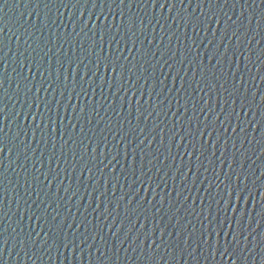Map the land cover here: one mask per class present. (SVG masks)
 <instances>
[{
  "label": "water",
  "instance_id": "1",
  "mask_svg": "<svg viewBox=\"0 0 264 264\" xmlns=\"http://www.w3.org/2000/svg\"><path fill=\"white\" fill-rule=\"evenodd\" d=\"M171 3L7 0L0 7L7 64L0 99L9 119L20 113L18 120L0 119L7 144L0 231L8 239L0 264H264V4ZM127 17L136 19V35L127 31ZM102 55L109 60L97 71ZM80 59L95 73L91 80L73 74L70 62ZM45 79L52 82L47 93ZM37 96L43 118L25 120V112L37 111ZM37 122L43 131L33 139ZM229 193L236 207L225 212ZM221 225L247 241L234 249ZM29 232L36 247H12ZM41 237L51 245L46 253ZM160 238L165 243L152 252Z\"/></svg>",
  "mask_w": 264,
  "mask_h": 264
},
{
  "label": "snow or ice",
  "instance_id": "2",
  "mask_svg": "<svg viewBox=\"0 0 264 264\" xmlns=\"http://www.w3.org/2000/svg\"><path fill=\"white\" fill-rule=\"evenodd\" d=\"M49 2H51V0H49ZM75 2L77 4H79L80 3V0H75ZM89 2L92 3L93 7L96 6V0H84V3L85 4H87ZM100 2L103 3L104 0H100ZM112 2L115 3L116 0H112ZM201 2H204V0H201ZM206 2L211 5L213 3V0H206ZM225 2H227V0H225ZM255 2H256V0H253V3H255ZM259 2L261 4H264V0H259ZM61 3H63V0H61ZM133 3L140 4L141 3V0H119V4L120 5L127 4V6L129 8H131V6H132ZM143 3H145V4L148 3V0H143ZM151 3L154 4V5L155 4H159V7H161V8H163L165 6V4H168L170 8L174 6V4L171 3V0H164L163 3H161L160 0H151ZM180 3L183 4V0H180ZM189 3H191V0H189ZM6 4H7V0H3V4H0V7H2L3 5H6ZM245 4H247V0H245ZM45 6H47V5H45ZM64 6H66V5H64ZM141 6H143V5H141ZM103 14L104 13L101 12V15H103ZM109 14H111V13H109ZM120 15L123 17V15H124L123 14V11H121ZM126 19H128V21H129L128 26H127V31L131 32L133 35H136V31H135V29H136V19H134L132 17H127ZM228 19L231 20V17H228ZM81 22L84 23V27H87L88 26L87 23H85L84 21H81ZM53 23H54V21H53ZM233 23H235V22L233 21ZM93 24H94V22H93ZM143 24H144L143 19H140V25L143 26ZM108 27L110 28L111 25H109ZM196 27L197 26L195 24H193V28L196 29ZM73 31H75V29H73ZM81 31H83V29H81ZM90 31H91V29H90ZM117 33H119V28H117ZM77 34H79V33H77ZM96 35H97L96 32H93L92 33V36L93 37H96ZM233 35L236 36V39L239 41L240 37L238 35H236L235 32L233 33ZM99 39H100L99 51L101 53H103L104 52L103 35H100ZM19 40H20V37L18 36L17 37V41H19ZM115 40H116V37L113 36L112 39L109 40V45H111L113 43V41H115ZM25 43H27V39L25 40ZM117 43H118V41H117ZM133 45H135V41H133ZM94 46H95V43H94ZM29 47H31V45H29ZM81 47L83 49V46H81ZM3 49H4V43H3V41H0V52H3ZM119 58H120L119 56H116V59L117 60H119ZM124 59H127V57H125ZM25 60L28 61V63H29V71H31L32 61L31 60H28V57H25ZM101 60H109V58H108L107 55H102V56H99L97 58V60L95 62V65H94L96 67V70L97 71H99V66H100ZM109 62L111 63V61H109ZM70 63H72V65H73V68H72L73 74L80 76L81 82L84 81L85 76L88 77V80H91L92 75H95V73H91V75L89 74L91 72V70L88 69V64L84 63V60L83 59H80V60H77V61H71ZM0 65H2V67H0V72H3L4 69L7 67L5 56H0ZM41 66L42 65H39V64L37 65V71L43 77L44 74H43L42 71H40ZM81 66L84 69H87V71H84L82 73L81 72H77L76 69L78 67H81ZM20 67H21V69H23L24 65L21 64ZM60 67L63 68V64H61ZM105 67L107 68L108 65L106 64ZM169 67H171V65H169ZM13 71H15V69H13ZM112 71L113 72H116V65H115V63H112ZM129 71H131V69H129ZM17 75L20 76L21 73H17ZM23 79L25 81H27L28 78L25 76V77H23ZM56 79L59 80L60 79V76L57 75ZM67 79H68V77L65 76L64 77V80H67ZM181 79H183V78L181 77ZM92 83H95V81H92ZM125 83H127V81H125ZM160 83H163V81H160ZM237 83H239V82L237 81ZM45 84H47V87H44ZM204 86L206 87L208 85H204ZM17 87L20 88L19 83L17 84ZM41 87H43L44 91L47 93L48 92V89L52 87V82L45 79L43 81V83L41 84ZM122 87L123 86H121V88ZM221 87H223V85H221ZM0 88H3V80H0ZM81 90L83 91V88ZM119 90L120 89L118 88L117 91H119ZM123 90L125 92L128 91V89H123ZM53 91H55L54 88H53ZM24 92H25V94H31L33 92V88L32 87H29L27 84H25L24 85ZM36 92L39 93L40 92V88H36ZM77 95H79V94H77ZM205 95H207V93H205ZM8 99H11V98L9 97ZM39 99H40V97L37 96L36 97V100L34 101V104H35V107H36L37 111L36 112H32V111L25 112L24 113V119L25 120H27L29 117H32L33 118V121H35L37 119V117H39L40 119L43 118V115L44 114H43V112L40 111V104L38 102H36ZM70 99H71V97L69 96V100ZM55 103L58 105L59 104V101H55ZM5 107H6V105L4 104L3 99H0V119H9V115H6L5 114V111H4ZM241 107H243V105ZM31 108H32V105H29V109H31ZM45 108H47L49 112L52 110L51 109V106H50V103H48V102L45 103ZM137 111H139V109H137ZM201 113H203L205 116H207V112H205L204 109H201ZM141 115H143V114L141 113ZM149 115H151V114L149 113ZM19 117H20V113L11 114L10 115L9 122H11V120H18ZM144 119H147V117L145 116ZM30 123H31V121H30ZM221 123H223V121H221ZM72 127L75 128L76 125H72ZM205 127L207 128V125H205ZM38 130L41 131V132L43 131V129L40 128V124L37 122L35 124V127L33 128V139L35 138L36 131H38ZM2 131L3 130L0 129V132H2ZM80 131L83 132L84 131L83 128H81ZM176 131L179 132L178 129ZM233 131H235V128L233 129ZM241 131H243V129H241ZM21 132H23V129L22 128H21V131H18L17 132V134H16L17 135V138H19L21 136ZM142 132H143V129H141V133ZM23 135H24L25 138L27 137V133L26 132H24ZM203 135H204V133L201 132V136H203ZM122 139H126V136L125 137H122ZM183 139H184V137H183V135H181L180 136V140H183ZM36 142L39 143V141H36ZM19 143L22 144V145H24L25 148H28L30 146L29 144L26 143V139L19 140ZM65 143H67V141H65ZM81 143H82V141H81ZM141 143H143V140H141ZM6 147H7V144L5 143V139H4V137L2 135H0V156H2L4 154V151H5V148ZM0 168H3L2 162H0ZM0 177H3V172L2 171H0ZM137 179H139V178H137ZM228 179L231 180V177H228ZM47 183L50 185L51 184V181L49 180V181H47ZM141 183H143V181H141ZM2 184H3V179H0V185H2ZM217 187H219V185H217ZM229 187H230V184H229ZM177 195H179V193H177ZM231 195H232L231 193L228 194L229 199L227 201V207L224 208V211L225 212L228 211V208L235 209V207H236L231 202ZM37 196L39 197V193H37ZM130 202H131V200L129 199V203ZM217 203H219V201H217ZM46 208H47V205H45V210H46ZM0 211H2V209H0ZM36 211H39V205H37V209L33 212V215H36ZM156 211L159 212L160 209L157 208ZM4 215L6 216L7 213H4ZM29 219H31V217H29ZM36 219L37 220H40V216L37 215L36 216ZM53 219H55V218H53ZM108 227L111 228L112 225H109ZM13 231H15V230H13ZM220 231L221 232H224L225 236H229V235L231 236V239L228 240V241H226V243L232 245L234 249L240 245L241 239H243L244 241H247V236H244V234H243L242 231L241 232H237L236 229H232V231L230 233L229 232H225L224 231V228H223V225H221ZM214 232H215V229H213L212 231H209L207 233V237H212ZM17 235H19V233ZM35 235L37 237H39L41 234H40V232H37ZM112 235L113 236H116V233L115 232H112ZM44 236H48V232H44ZM201 237L204 238L205 237V234L204 233H201ZM13 239L15 241V243L12 245L13 248L16 247L17 243L20 245L21 250H23L25 248V246H26L27 243H30L32 247H36L37 246V242L33 238V235H32L31 232L27 233V239L26 240H24V239L15 240V238H13ZM87 239L88 238L85 237L84 238V241H83V243H85V246L86 247L88 246L87 245ZM93 239H95V237H93ZM101 239H103V237ZM137 239H139V236H137ZM145 239H147V237H145ZM233 241L235 242L234 244H233ZM203 242L204 243H208V240L205 238L203 240ZM120 243L123 244V243H125V241H120ZM164 243H165L164 239L163 238H160V243L156 244V248L155 249H151V251L152 252H155L156 250H158L160 248V244H164ZM185 243H187V240L185 241ZM217 243H218V241H217ZM40 244L41 245H46V247H44V249H43V251L45 253L48 252V248L51 247V245H48V241L45 240V239H43V237H41V239H40ZM72 244H73L74 247H78V245L75 244V241H73ZM6 245H8V239L5 238L4 235H3V232L0 231V255L3 254V251L5 250V246ZM64 247L65 248H68V244H65ZM165 247H168V246L165 245ZM209 247H212V245L209 244ZM149 248H151V245H149ZM39 250L40 249L37 248V251H39ZM125 250H127V249H125ZM97 251H99V249H97ZM134 251H135V249H134ZM244 251H245L244 248H240V252L241 253H243ZM226 252H227V248H225V252H222L221 255L223 256ZM24 255L28 259H31V255H29V251H25L24 252ZM100 256L103 257L104 256V253L101 252L100 253Z\"/></svg>",
  "mask_w": 264,
  "mask_h": 264
}]
</instances>
